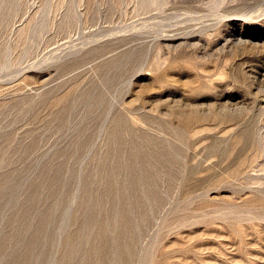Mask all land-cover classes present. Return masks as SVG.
Returning <instances> with one entry per match:
<instances>
[{
    "label": "rangeland",
    "instance_id": "374dc122",
    "mask_svg": "<svg viewBox=\"0 0 264 264\" xmlns=\"http://www.w3.org/2000/svg\"><path fill=\"white\" fill-rule=\"evenodd\" d=\"M0 264H264V0H0Z\"/></svg>",
    "mask_w": 264,
    "mask_h": 264
}]
</instances>
